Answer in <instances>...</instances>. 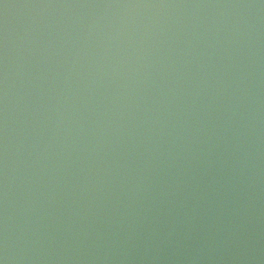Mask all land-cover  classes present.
Masks as SVG:
<instances>
[{"label":"water","instance_id":"obj_1","mask_svg":"<svg viewBox=\"0 0 264 264\" xmlns=\"http://www.w3.org/2000/svg\"><path fill=\"white\" fill-rule=\"evenodd\" d=\"M0 264H264V0H0Z\"/></svg>","mask_w":264,"mask_h":264}]
</instances>
